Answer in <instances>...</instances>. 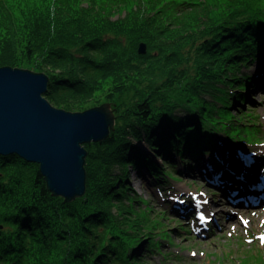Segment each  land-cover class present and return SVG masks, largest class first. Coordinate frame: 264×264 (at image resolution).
I'll use <instances>...</instances> for the list:
<instances>
[{"label":"trees","instance_id":"1","mask_svg":"<svg viewBox=\"0 0 264 264\" xmlns=\"http://www.w3.org/2000/svg\"><path fill=\"white\" fill-rule=\"evenodd\" d=\"M0 66L45 73L57 108L114 116L83 144L85 191L70 201L37 163L0 154V264H153L158 223L130 170L164 188L205 162L222 170L217 135L264 139L243 105L264 78V0H0Z\"/></svg>","mask_w":264,"mask_h":264},{"label":"rangeland","instance_id":"2","mask_svg":"<svg viewBox=\"0 0 264 264\" xmlns=\"http://www.w3.org/2000/svg\"><path fill=\"white\" fill-rule=\"evenodd\" d=\"M192 1L199 0H185ZM258 67L251 65L248 71L254 72ZM261 83L263 86H260ZM252 95L250 98L253 101L243 105L264 134V78L255 79ZM217 141L227 145L225 152L219 149L218 152L223 160L222 166L229 167V171L231 169L229 177L248 175L249 178L254 174L252 170L248 172L250 161L244 159L248 152L255 155L256 166H259V159L264 158V139L247 147L237 146L222 135H217ZM238 161L241 170L233 172ZM204 164L200 172H180L164 188L142 183L130 170L131 187L137 196L147 201L148 213L158 223L152 237L159 246L155 253L146 257L147 261L153 264H264V243L261 242V237H264V201L260 200L259 205L253 207L245 197L248 194V199L251 195L253 199H258L260 193H264V184L255 182L252 176L250 187L225 191L222 184L225 183L228 190L241 187V179L226 182L228 175L221 168L213 171L208 162ZM222 191L228 196H223ZM241 195V203L232 202ZM200 217L205 224L199 222ZM210 218L214 220L212 224Z\"/></svg>","mask_w":264,"mask_h":264},{"label":"water","instance_id":"3","mask_svg":"<svg viewBox=\"0 0 264 264\" xmlns=\"http://www.w3.org/2000/svg\"><path fill=\"white\" fill-rule=\"evenodd\" d=\"M145 50L139 43L137 51ZM47 82L43 72L0 66V154L37 163L46 189L70 201L85 191L83 144L105 139L114 116L108 103L82 111L51 105L43 96Z\"/></svg>","mask_w":264,"mask_h":264},{"label":"bare ground","instance_id":"4","mask_svg":"<svg viewBox=\"0 0 264 264\" xmlns=\"http://www.w3.org/2000/svg\"><path fill=\"white\" fill-rule=\"evenodd\" d=\"M260 86H263V83H261L260 84ZM253 97V96H252ZM253 99V98H252ZM251 101H253V100H251ZM218 149L221 151V152H225V150L227 149V145L224 143V144H220V142H218ZM244 159L246 160V161H250V166H252L253 168L251 169L250 168V166L248 165V172H251V170L253 171V173L254 174H252V176H254V180H255V182H258V183H263L264 184V158H261V159H259V161H258V165L259 166H256L257 164H255V160H254V157H251V158H249V159H247L246 157H244ZM253 159V160H252ZM226 162V161H225ZM235 167L236 168H234L232 171L234 172V171H237L238 169L239 170H241L240 168L241 167H239V161H238V163H236L235 164ZM226 169H228V170H226ZM242 170H244L243 168H242ZM222 171L226 174V175H228V178H226L227 179V181L226 182H229L230 180L231 181H238V180H240L241 182H242V186L241 187H237V188H231V189H229L228 190V188L227 187H225L224 186V184H222L221 186H222V188H224V190L225 191H234V189H244L245 187H250L251 185H252V176L251 177H249V178H247L248 177V175H244V176H242V178H237V177H235V175H233V176H231V177H229V175H230V171H231V169H230V171H229V167H227V166H225V165H223L222 166ZM258 171H262L263 172V174H262V172H258ZM204 174V173H203ZM206 174V173H205ZM249 182V183H248ZM221 184V183H220ZM245 184V185H244ZM225 191H222V193H223V196H228V194H224V192ZM262 201V200H261ZM258 208H260V207H258ZM207 209V208H206ZM175 211V210H174ZM210 221H211V224H212V222H214V220H212V218H210L209 219ZM199 222H201L202 224H205V220H201V219H199ZM211 224H210V226H211ZM202 228H199V230H201ZM208 229V228H207Z\"/></svg>","mask_w":264,"mask_h":264},{"label":"snow or ice","instance_id":"5","mask_svg":"<svg viewBox=\"0 0 264 264\" xmlns=\"http://www.w3.org/2000/svg\"><path fill=\"white\" fill-rule=\"evenodd\" d=\"M261 242L264 243V237H261ZM195 255V253H193Z\"/></svg>","mask_w":264,"mask_h":264}]
</instances>
